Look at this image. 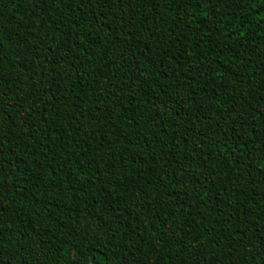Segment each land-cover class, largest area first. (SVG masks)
Listing matches in <instances>:
<instances>
[{
	"label": "trees",
	"instance_id": "1",
	"mask_svg": "<svg viewBox=\"0 0 264 264\" xmlns=\"http://www.w3.org/2000/svg\"><path fill=\"white\" fill-rule=\"evenodd\" d=\"M0 264H264V0H0Z\"/></svg>",
	"mask_w": 264,
	"mask_h": 264
}]
</instances>
